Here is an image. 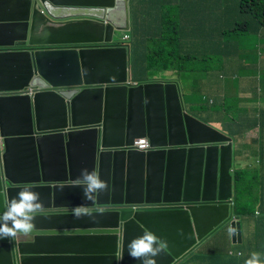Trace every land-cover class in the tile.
<instances>
[{
	"label": "water",
	"instance_id": "1",
	"mask_svg": "<svg viewBox=\"0 0 264 264\" xmlns=\"http://www.w3.org/2000/svg\"><path fill=\"white\" fill-rule=\"evenodd\" d=\"M129 29L128 0H0V211L25 184L45 206L40 235L0 238V264H140L128 244L149 230L168 242L157 264H175L230 219L231 138L176 83L129 82L126 48L101 46ZM140 137L149 149L126 148ZM85 167L109 185L93 203L72 186ZM80 204L106 211L76 219Z\"/></svg>",
	"mask_w": 264,
	"mask_h": 264
},
{
	"label": "trees",
	"instance_id": "2",
	"mask_svg": "<svg viewBox=\"0 0 264 264\" xmlns=\"http://www.w3.org/2000/svg\"><path fill=\"white\" fill-rule=\"evenodd\" d=\"M226 1L236 3L234 7L221 5L220 2ZM208 5L213 6L212 16L204 13L203 6ZM219 19L226 22L229 29L226 25L222 26ZM130 23L133 80L151 79L155 70L175 67L182 69L180 66L190 63L195 55L202 60L216 57L215 62L218 61L221 67H225L224 55L233 58L234 52L237 53L239 49L246 53L247 58H252L248 53L250 49L254 51V55H258V38L264 31V0H130ZM213 30L217 34L223 33L224 40L221 44L219 42L217 49L209 53V56L200 52L202 50L199 48L215 38ZM262 41L264 42V37ZM263 56L261 54V58ZM258 60V57L256 60L252 58L254 63ZM253 126L259 127L260 148L264 152V110ZM234 177L236 214L254 215L258 208L263 229L264 159L255 169L236 170ZM237 260L238 264H244L242 260Z\"/></svg>",
	"mask_w": 264,
	"mask_h": 264
},
{
	"label": "clouds",
	"instance_id": "3",
	"mask_svg": "<svg viewBox=\"0 0 264 264\" xmlns=\"http://www.w3.org/2000/svg\"><path fill=\"white\" fill-rule=\"evenodd\" d=\"M128 4H129V15H130V0H128ZM220 21L223 22L222 20ZM225 25L226 28L229 29L228 25L227 24ZM130 30H131V23H130V29L128 31L116 32L111 43L101 44V46L111 45V46L125 47L130 56L129 57V63H130V58H131ZM213 31L215 33L214 34L215 38L211 42H208L204 44L203 47L199 48L202 50L200 52H202L205 55L208 54L209 56L211 55L209 53H213L208 50L209 47L214 46L215 49H217L216 47L218 46L219 42L221 44L224 40L223 33L217 34L215 30ZM209 35H213V34H209ZM209 35H205V36H209ZM236 54L238 55V57H236ZM251 56L254 60H256V58L258 57L259 58L258 62L257 63L252 62V58H247L246 53L244 54V52L241 49H239L237 53L234 52L233 58L224 55L223 59L227 67H230L232 63L233 64L237 63L239 69H241L240 70L241 77L244 76V74L251 76L254 74L255 80H257L260 83V86L258 87L257 100L260 99L264 101V68H261V65L264 66V56L262 58H261V54H258L257 56L255 55V57H253V55ZM211 58L209 57L208 60H202L200 56L195 55V57L191 61L192 63L190 61H186L190 63H184L183 65L180 66L183 67L182 70L186 71L187 73L194 72L197 69L199 70V77L197 79L199 80V82H198V88L196 89V91L199 93V96H202L199 97V99H195L193 96L194 93L189 89H187L186 92H184L183 85H185L186 83L185 80H177L174 78H166V77L163 78L153 77L148 80H133L131 76V64H130L129 82L132 85H137L139 83H146V82H159V81L176 83L180 91V96L182 99V104L185 112L192 115L193 118H196L201 122L207 124L208 126L214 128L215 130L223 133L227 137H230L232 142L233 153H232V167L230 169V175L232 176V183H233V200L230 203V206L232 207V214H230V219L220 223L217 227H215L197 244V246H195L188 253H186L175 264H178L183 258H185L188 254L193 252L196 248H198L199 245H202L205 241H207L209 237L213 236V234L216 233L220 228H223V226H228L231 230V234L232 232L233 234H235V229H231L230 222L231 220L235 219L236 216H240L241 227H242V219L246 216L238 215L235 212L234 173L236 170L239 169H247V168L255 169L262 164V160L264 159V152L261 151V148L259 152H257L256 150L255 154L251 155L254 157H259L254 159L252 157L243 154L242 150L240 149V146L236 147L235 141L243 137L242 133L240 135L234 132L226 133L203 120L202 117L206 118L204 115H207L209 113L231 112L233 117L226 121L227 124L235 128H238L241 124V110L243 108L242 104L240 110L235 113V110L230 105L232 104L230 101H225V99H222L223 101H219L217 98H210L207 96L206 93L202 91V89L206 88L204 85V79L207 76L205 74H207L211 70L224 71L227 68L226 65L225 67L224 66L221 67L218 61L215 62L214 59H216V57H211ZM250 64L254 65L253 67L254 72L248 70ZM38 88L41 89L40 87ZM6 95L31 96L33 95V87L30 86L28 91L22 90V91L8 92L6 93ZM201 99H203V101H205L206 103H203V101H199ZM215 106H219V107L214 108ZM263 110H264V106L258 108L259 114L256 120H258L260 113ZM236 118H240V121L235 120ZM253 128H259V127L253 126ZM257 137H259V140L257 138L255 141L260 144L261 141L260 134ZM126 148L147 150L150 148L149 139L147 137L136 138L132 144L126 145ZM218 178H219V169H218ZM72 186L80 187L83 193L84 200L91 201V203L98 201V196L101 193L107 191L109 188L108 183L100 177L97 171L89 170L87 167L80 169L79 175L77 178H75L74 184ZM179 203L180 202L172 203L170 205L164 204L161 205V207L179 206L180 205ZM44 207L45 206L41 199V194L35 191L32 185L25 184L19 187V191L16 193V195L11 198H8L7 206L3 207V210L0 211V238H7L8 240H13V241L17 239L31 240L34 236L40 235L41 234L40 229L35 223V220L40 214L43 213ZM105 211L106 209L102 207L92 208L89 207L88 204L76 205L71 209L72 215L76 219H80L84 216H87L95 220L96 214H103ZM259 214H261V212L257 208L254 212V215H259ZM242 233H243V229H242ZM242 240H243V235H242ZM234 243L241 244L242 241L241 242L236 241ZM167 246H168V242L166 240L158 237L149 230V231H144L141 235L137 237H134L129 242L127 250L129 256L134 260L140 261V264H157L155 258L159 256ZM229 254H230L229 257L240 259L244 262V264H264V261L261 260L260 258V253L255 251L251 253L250 257L244 256V258H242L243 255L241 252L232 251Z\"/></svg>",
	"mask_w": 264,
	"mask_h": 264
},
{
	"label": "crops",
	"instance_id": "4",
	"mask_svg": "<svg viewBox=\"0 0 264 264\" xmlns=\"http://www.w3.org/2000/svg\"><path fill=\"white\" fill-rule=\"evenodd\" d=\"M221 5L226 7H234L236 2L226 1L220 2ZM214 4V3H211ZM203 5H207L203 3ZM196 7V6H195ZM203 10L205 14H209V16L213 15V6H203ZM218 17V16H217ZM216 19V18H213ZM226 22H222V26H224ZM264 37V31L262 35L260 33L259 38ZM251 48V45L250 47ZM210 52L216 50L214 46H210L208 49ZM250 55H254V51L251 49L248 52ZM258 54H264V48L259 46ZM254 65L250 64L248 67L249 71L254 72ZM261 68L264 66L261 65ZM241 69H239L237 63H232L230 67H227L224 71H214L211 70L207 74V77L204 79L205 89H202L204 93L207 94L210 98H217L219 101H240L243 108L241 110V124L238 128L232 127L227 124V120L233 117L232 113L227 112H214L204 115L206 118L202 117L204 121L217 127L219 130L229 133H242L243 137L235 141L236 147L240 146L242 153L252 157L251 155L255 154V151L259 152L260 144L255 140L258 138L260 130L259 128H252L255 124L256 119L258 117V108L264 106V101L258 99V87L260 83L255 80L254 74L246 75L241 77ZM241 77V78H240ZM240 79V80H239ZM217 87V88H215ZM263 103V104H262ZM199 116V115H198ZM200 117V116H199ZM244 162V159H243ZM261 215H248L242 219V229H243V240L241 246H235L231 242V230L228 226H223V228H227L229 230L228 239L230 241V246L226 248H222L219 245L218 239V249L226 252L225 256H219V254H204L206 248H204L203 244L199 245L193 252L188 254L185 258H183L178 264H238L237 259H231L229 257V253L241 252L245 257H250L252 252L260 253L261 260H264V227L261 228ZM213 236L208 239H213ZM207 239V240H208Z\"/></svg>",
	"mask_w": 264,
	"mask_h": 264
},
{
	"label": "rangeland",
	"instance_id": "5",
	"mask_svg": "<svg viewBox=\"0 0 264 264\" xmlns=\"http://www.w3.org/2000/svg\"><path fill=\"white\" fill-rule=\"evenodd\" d=\"M262 35V32H261ZM259 39V46L264 48V42L262 41V38H258ZM152 76L155 78H174L177 80H185L186 83L185 85H183V90L184 92H186L187 89H189L190 91H192L194 94V98L195 99H199V93L196 91V89L198 88V82L199 80V70H195L194 72L191 73H187L186 71H183L181 68L179 67H175V68H169V69H163V70H158V71H153L152 72ZM199 101H203V99L199 100ZM203 103H206L205 101H203ZM231 107L235 110V113L238 112L240 110L241 107V103L240 101L235 102L232 101ZM219 106H215L214 108H218ZM235 120H239L240 118H236ZM228 236L231 237V235L229 234V230H227V228H220L216 233L213 234V239H208L207 241H205L203 243L204 248H206V251H204V254H219V256H225L223 254H225L226 252L221 251V249H218V244H217V239L219 242V245L223 247L222 248H226L230 246V241L228 239ZM231 242L233 245L235 246H241L242 244H235L232 237H231Z\"/></svg>",
	"mask_w": 264,
	"mask_h": 264
}]
</instances>
